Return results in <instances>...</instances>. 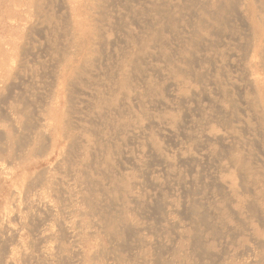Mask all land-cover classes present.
Listing matches in <instances>:
<instances>
[{
  "label": "bare ground",
  "instance_id": "6f19581e",
  "mask_svg": "<svg viewBox=\"0 0 264 264\" xmlns=\"http://www.w3.org/2000/svg\"><path fill=\"white\" fill-rule=\"evenodd\" d=\"M25 8L48 33L0 50V96L30 81L0 113V264H264V0H87L62 31Z\"/></svg>",
  "mask_w": 264,
  "mask_h": 264
},
{
  "label": "rangeland",
  "instance_id": "374dc122",
  "mask_svg": "<svg viewBox=\"0 0 264 264\" xmlns=\"http://www.w3.org/2000/svg\"><path fill=\"white\" fill-rule=\"evenodd\" d=\"M35 1H37V0H0V2L2 3V7H12L13 8V10H14V12H11V13H7V12H5L4 14H8V16L9 17H11V18H7L6 20H5V22H4V25H2V26H0V50L1 51H4V49L2 48L3 47V44H5V41H8L9 39H11V38H14L15 36H20V35H23V36H28V34H32L33 35V37H32V35H30L29 37L31 38V41H33V42H30V46L32 45V46H34V45H36V44H38V41H46V39L44 38V37H42V35H44L45 33H48V31L46 30V31H42L40 28L38 29H36V27L35 28H28L29 27V25H28V22H25V21H21L20 22V15L19 14H17L16 12L17 11H20L21 10V8H25V9H27V8H29V9H31V10H33L32 12H33V15H35L36 13L35 12H38L37 11V5L39 6V13H41V15H47V16H50V17H52L53 19H54V22L56 23V26H57V29L56 30H58V31H62V30H65L66 29V26H67V13L69 12V11H77V9L79 8V7H81V6H87V0H40V2L37 4V2H35ZM47 1V2H46ZM51 1V2H50ZM68 2L69 4H70V6L69 5H67L66 4V2ZM46 2V3H45ZM19 4V6L17 7V5L15 6L14 4ZM21 3H23L22 5H21ZM60 3V4H59ZM45 5H47L46 7H45ZM60 5V6H59ZM62 5V6H61ZM60 7V8H59ZM62 7H64V8H62ZM61 9V10H60ZM16 11V12H15ZM59 14V15H58ZM66 14V15H65ZM64 16V17H63ZM63 17V18H62ZM11 20V21H10ZM17 22H20L21 23V28H16L15 26L13 27L12 26V24H16ZM63 24V25H62ZM28 25V26H27ZM63 28H62V27ZM36 31H35V30ZM29 30V31H28ZM38 30V31H37ZM58 31H56V33H58ZM41 33H42V35H41ZM40 36H39V35ZM35 37H37L36 39H34ZM110 38H113L112 37V35H110L109 36ZM28 38V37H27ZM52 42V41H51ZM31 46V47H32ZM30 50H32L31 48H30ZM33 52H30V51H26L25 53H19V55H18V61H16V62H12L11 61V63L12 64H14V66L15 65H18V63H20V62H22L23 60V63L25 64V63H27V64H29V65H34V64H38V63H40V62H46L47 61V56L45 55V53L44 52H42V54H44V56L41 54V52L40 53H34L35 55H36V60H35V57H32V56H35L34 54H32ZM22 57V58H21ZM25 57V58H24ZM34 58V59H33ZM33 60V61H32ZM26 61V62H25ZM38 61H40V62H38ZM233 63L234 64H238L239 62L237 61H235V60H233ZM229 69H231L232 70V68H231V65H229V67H228ZM42 75V74H41ZM44 75V74H43ZM42 75V76H43ZM21 81H23V82H21ZM15 87H14V90L12 89L11 90V92L13 93V94H17L18 92L17 91H19L18 89H20V87L21 86H23V84H25V83H27V84H30V81H29V79H28V77H26L25 75H21V76H19L16 80H15ZM15 93H14V92ZM11 92H9V93H6L5 92V96H0V105H2V106H0V113H2L3 111H4V109H5V107H6V100H7V98H6V96H8V95H10L11 94ZM4 100V102L2 103V101ZM6 101V102H5ZM4 103H5V105H4ZM194 105V103H192V105L191 106H193ZM3 108V109H2ZM3 110V111H2ZM2 111V112H1ZM182 113V112H181ZM244 117H245V115H243ZM215 124L218 126V128L219 129H221L222 130V127H221V125H219V123H216L215 122ZM223 126V125H222ZM180 138H181V140H183V138H182V136H180ZM169 139V137H167L166 138V141H164L163 139H160V141L159 142H161L162 143V145L163 146H165V147H169L171 150H174L173 152H175V153H170L169 155H170V157L171 158H173L175 155H176V152H178V150H180V147L181 146H183L184 144H180V145H175L174 143H175V141L173 140V138L172 137H170V141L171 140H173V141H167ZM142 142H140V143H142L143 144V142L145 141V140H141ZM184 141V140H183ZM172 142H174V143H172ZM169 143V144H168ZM139 143H137L136 145H138ZM170 145V146H168V145ZM174 144V145H173ZM126 145V146H125ZM127 145L130 147V146H132V145H130L129 144V141L127 142V144L125 143V144H122V147L123 148H121L122 150H125L126 148H127ZM172 145V146H171ZM135 146V145H134ZM169 149V150H170ZM178 149V150H177ZM141 160H149V158H147V157H143V156H141ZM208 160V161H207ZM207 161V162H206ZM202 162V163H201ZM210 162V163H209ZM211 166H210V165ZM213 164V163H212ZM212 164H211V161L207 158V159H205V157H203V158H201V159H199L198 160V162L196 163V165H197V168H199L200 170L203 168V170L204 171H213V166H212ZM127 166L129 167V169H128V171L129 172H131L132 170H133V168H132V166H131V164H127ZM208 166H209V168H208ZM131 168V169H130ZM152 168H154V169H152ZM179 170L183 173V175L185 176V175H188L189 174V171H187V168L188 167H186V166H179ZM150 169H152L153 171H156V169H157V173H155L156 174V178L158 179V180H160V181H165V180H167V175L165 174V172H164V170L160 167V166H158V165H151V168ZM158 169H160V170H158ZM189 169V168H188ZM207 169V170H206ZM162 170V171H161ZM186 170V171H185ZM185 171V172H184ZM161 173V174H160ZM154 174V175H155ZM158 174V175H157ZM165 177V178H164ZM199 184H200V186H202V187H205L206 185H204L205 183L203 182L202 184L199 182ZM179 185H174L173 186V188L172 189H170V190H168V192H172L173 194H171L170 193V195H172L173 196V198H175V199H177V200H182V195H183V190H182V188L180 187ZM176 189V190H175ZM206 190L208 191L209 190V187H206ZM147 191H149V192H152V190H151V188L150 187H148L147 188ZM182 192V193H181ZM175 193V194H174ZM169 194V193H168ZM144 217H147L146 215H143ZM183 216H185V215H182L181 217H183ZM144 221H147L148 223H150V224H152L153 226H155V225H157L158 227H159V224H155V223H157L156 221H157V219L156 218H153V219H143ZM163 236H167V234H165V235H163ZM35 252V254H37V252L36 251H34ZM156 252V251H155ZM37 256V257H36ZM35 257H36V260L37 261H34L32 264H37L36 262H38V261H40L41 263L42 262H44V263H42V264H47L46 263V259L45 258H43L42 256H38V255H35ZM35 257H34V259L33 260H35ZM154 257H156V256H153L152 254L151 255H149V254H147V256H146V259H147V262L150 264L151 262V264H155V261H154V259L152 260V258H154ZM42 258V259H41ZM81 258H83V259H81ZM40 259V260H39ZM79 259V260H78ZM77 259V261H76V263H79V264H87V256H85V258H84V256H82V257H80V258H78ZM80 261V262H79ZM40 262H38V264H40ZM134 262V264H136V262L135 261H133ZM180 263H182L183 264V260H182V262L181 261H179ZM146 263V262H145ZM145 263H143V264H145ZM23 264H25V263H23ZM137 264H142V263H137ZM184 264H187V263H184Z\"/></svg>",
  "mask_w": 264,
  "mask_h": 264
}]
</instances>
